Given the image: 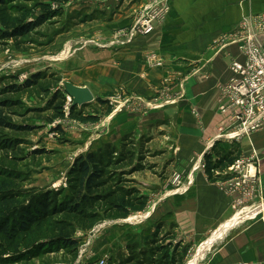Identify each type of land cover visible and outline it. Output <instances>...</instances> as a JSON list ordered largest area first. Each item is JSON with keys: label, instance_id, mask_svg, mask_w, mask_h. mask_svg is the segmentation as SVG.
<instances>
[{"label": "rangeland", "instance_id": "obj_1", "mask_svg": "<svg viewBox=\"0 0 264 264\" xmlns=\"http://www.w3.org/2000/svg\"><path fill=\"white\" fill-rule=\"evenodd\" d=\"M42 3L51 5L58 11V16L30 33L8 40L0 39V87L4 85L3 77L9 81L8 84L15 76V83L22 85L33 75H41L37 84L23 92L7 95L19 102L7 110L8 121L33 129L0 130V136L18 137L25 142L20 145L17 154H11L21 158L6 164L8 159L0 155V167L4 163L20 173V180L11 183L22 189L27 197L42 191L60 190L68 187L69 170L78 156L98 151L106 145L121 150L126 139L136 151L135 163H142L140 170L128 178L136 181V186L149 196V202L145 210L128 218L107 219L91 230H78L74 236L78 240L77 250L48 248L45 243V238L50 237L48 235H43L42 241L35 247L29 248L20 243L18 250H12L0 239V264H136L133 255L140 258L144 249L150 251L153 238L157 240L152 243L153 246L167 245L172 241L174 246L180 245L181 252L187 249L184 264L192 261L194 264L205 263L221 241L211 247L213 238L203 245V241L198 243L187 239L181 243L179 238L183 235L176 232L174 225L157 223L156 219H161L159 201L166 195H175L172 192L175 186L183 180L187 182V170L189 173L194 169L207 170V152L212 153L215 163L219 149L227 150L228 144H232V150L237 149L238 146L233 144L236 138H221L222 134H227L221 126L220 111L227 82L219 84L217 98L214 94L203 95L197 87L210 81L213 67L207 66L211 61L205 62L208 58L222 56L226 50L225 55H229V48L233 45L244 60L238 41V36L245 32L243 20L248 18L253 22L251 30L260 32L264 25V4L261 6L256 2V8L260 10H253L255 5L250 10L246 8L248 0H242L240 7L245 12H241L239 22L230 32L215 37L210 45L214 53L208 57L200 55L195 60L186 59L179 54L185 51L181 47L166 56H159L151 50L142 64L144 67L150 65L151 71H162V75L158 84L151 82L152 92L145 95L142 89H132L129 79L97 78V69L106 61L109 67L117 65L113 57L103 59L107 57L105 53L122 50L134 38L150 35L159 25L167 22L173 0H12L17 16L24 22L35 21L42 15ZM156 10L161 15L155 21L154 30L143 34L138 30L140 18ZM114 24L116 26H112ZM0 28L3 29L2 26ZM261 42L264 47V35ZM203 59L204 64L199 65ZM234 61L238 59L233 57L231 60L232 76ZM146 69L142 68L141 73L145 78ZM64 80L80 82L81 86L91 89L95 100L82 106L81 111L83 117H96L97 121L83 122L70 116L73 104H69ZM64 98L65 117H57L53 107L64 102ZM215 98L216 105H211ZM58 127L60 131L56 129ZM199 141H207L213 146L205 153L203 150L198 152ZM214 146H218L215 151ZM212 171V179H215L218 176L215 170ZM178 175L180 181L176 180ZM0 181H3L1 176ZM243 205L245 202L235 205V216L245 215L249 206L241 208ZM151 206L154 208L150 215ZM252 211L246 215H253ZM253 220L239 219L235 223L237 225L225 230L224 236L235 227ZM157 231L158 237L155 236ZM212 234L209 233L206 239ZM187 241L190 243L186 245ZM133 247L136 250L131 249Z\"/></svg>", "mask_w": 264, "mask_h": 264}, {"label": "crops", "instance_id": "obj_2", "mask_svg": "<svg viewBox=\"0 0 264 264\" xmlns=\"http://www.w3.org/2000/svg\"><path fill=\"white\" fill-rule=\"evenodd\" d=\"M241 1L173 0L172 11L167 22L159 25L150 35H139L134 38V41L126 48L117 52L105 53L107 57L103 59L113 57L116 60L113 62L117 65L109 67L107 61L103 62L97 69L99 75L96 77L118 81L129 79L132 89H142L143 94L148 95L152 92L151 82L158 84L162 71L156 69L151 71L150 65L147 66L146 63L147 67H144L142 63L145 62L146 55L153 50L159 56H166L169 53H175L178 47H181L185 51L178 52H181L179 54L186 59L195 60L200 55L210 56L214 53L210 45L215 37L221 33L230 32L239 22L241 12H245L244 8L240 7ZM256 2L261 6L264 4V0H248L246 8L251 10L255 5L252 9L260 10L256 8ZM102 36L105 37V35ZM229 49V55H225L226 50L222 56L208 58L209 60L205 61L211 60L206 65L208 67L211 65L213 70L210 81L201 83L197 87L203 95L214 94L217 98L219 84L227 82L232 76L229 66L233 57L240 61L243 60L236 46L231 45ZM204 60L199 65H203ZM142 68H147L146 78L141 74ZM95 73L96 70H94ZM74 83L81 86L80 82ZM216 98L211 105H216ZM233 144L238 146V152L234 153L238 156L235 162L237 160L248 161L246 170H230L234 162L224 169H216L218 177L215 179L209 178L206 170L194 169L190 173L187 170L188 173H185V176H188V180H185L187 182L183 180L181 184L175 186V190L172 191L175 192V195H166L160 199L159 214L161 219H156V221L174 225L176 232H181L183 235L182 238H179L180 240L178 239L181 243L187 239L198 241V243L203 241V245L213 238L211 247L221 241L203 264H264V126L241 134ZM198 146L197 151L203 150L205 153L213 144L199 141ZM226 146V152L232 151V144ZM245 173L247 176L242 187L237 191L230 190V183L238 178H243ZM250 188L253 189V193L245 195L243 191ZM180 189H182L181 192H179ZM243 202L245 205L241 208L249 206L245 209V215L252 210L254 213L240 219L255 220L235 227L226 237L224 236L226 231L238 223L228 228L222 235L217 234L218 230L235 216V205L239 204L240 206ZM153 206L149 209L150 215ZM211 232L213 234L206 239ZM215 233L217 237H215ZM189 243L187 241L186 245ZM185 252L188 250L185 249ZM189 264L194 263L192 261Z\"/></svg>", "mask_w": 264, "mask_h": 264}, {"label": "trees", "instance_id": "obj_3", "mask_svg": "<svg viewBox=\"0 0 264 264\" xmlns=\"http://www.w3.org/2000/svg\"><path fill=\"white\" fill-rule=\"evenodd\" d=\"M41 6L42 15L37 20L24 22L17 16L12 0H0V26L3 27L0 28V39L8 40L30 33L58 16V11L51 5L42 3ZM12 79L7 84L9 81L3 77L4 85L0 87V130H31L33 127L15 125L8 121L7 110L19 102L7 95L23 92L27 87L37 84L41 75H33L22 85L15 83L17 77L13 76ZM64 103L65 98L64 102L54 105L57 117H65ZM83 107L72 106L70 116L83 122L98 120L96 117H83ZM56 129L61 130L60 127ZM22 143L25 142L18 137L0 136V155L8 159L6 164L13 163L10 160L21 158L11 154H17ZM217 148L218 146H214L213 151ZM219 150L215 163L212 153L205 154L206 173L211 179L214 178L212 170L224 169L238 157L234 155L238 149L230 152L223 148ZM135 160L134 146L126 139L121 150L116 146L106 145L98 151L88 152L75 159L69 170L67 188L42 191L28 197L22 189L11 183L20 180V173L3 163V167H0V176L3 177V181H0V239L12 250H18L20 243L29 248L35 247L42 241L43 235H48L50 237L45 238L48 248L77 250L78 240L74 236L78 230H91L107 219L128 218L148 206L149 196L136 186L134 179L128 178L142 166L141 162L135 163ZM155 236H159L158 231ZM156 241L153 238L150 251L144 249L140 258L134 254L133 262L184 264L186 252L180 251V245L174 246L169 241L167 245L153 246L152 243ZM131 249L136 250L135 247ZM151 253L152 256L149 255Z\"/></svg>", "mask_w": 264, "mask_h": 264}, {"label": "built area", "instance_id": "obj_4", "mask_svg": "<svg viewBox=\"0 0 264 264\" xmlns=\"http://www.w3.org/2000/svg\"><path fill=\"white\" fill-rule=\"evenodd\" d=\"M161 15L160 11H150L147 16L139 20L138 30L143 34H149L155 28V21ZM242 32L238 36L241 43V50L244 55L243 61H234L232 64L233 76L224 86V97L220 101V111L222 114V127L227 134H222L221 138L234 139L241 134L249 133L264 126V47L261 42L264 35V25L260 32L256 33L253 28V22L244 18ZM256 22V21H254ZM258 26L259 23L256 22ZM260 35V37H259ZM69 104L73 103L72 97L68 94ZM223 130V128H222ZM229 133H232L229 136ZM219 138V137H217ZM248 161L237 160L230 170L245 171ZM238 178L230 183L232 191L239 190L242 187L244 179ZM180 175L176 177L180 181ZM245 195H251L253 189H245ZM240 201V200H239Z\"/></svg>", "mask_w": 264, "mask_h": 264}, {"label": "water", "instance_id": "obj_5", "mask_svg": "<svg viewBox=\"0 0 264 264\" xmlns=\"http://www.w3.org/2000/svg\"><path fill=\"white\" fill-rule=\"evenodd\" d=\"M65 92L73 99V106H85L95 100V95L88 86H79L71 81H63Z\"/></svg>", "mask_w": 264, "mask_h": 264}, {"label": "bare ground", "instance_id": "obj_6", "mask_svg": "<svg viewBox=\"0 0 264 264\" xmlns=\"http://www.w3.org/2000/svg\"><path fill=\"white\" fill-rule=\"evenodd\" d=\"M229 137H231V136H229ZM252 212H250V213H252ZM243 217H245V215H243V216H235L227 224H225L223 228L219 229L218 232H217V234H222L225 230H227L228 228H230L231 226H233L240 218H243Z\"/></svg>", "mask_w": 264, "mask_h": 264}]
</instances>
